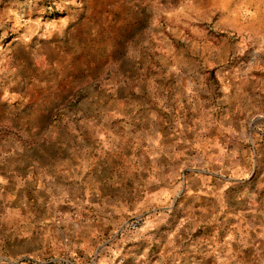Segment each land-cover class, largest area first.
<instances>
[{
    "label": "clouds",
    "instance_id": "obj_1",
    "mask_svg": "<svg viewBox=\"0 0 264 264\" xmlns=\"http://www.w3.org/2000/svg\"><path fill=\"white\" fill-rule=\"evenodd\" d=\"M0 264H264V0H0Z\"/></svg>",
    "mask_w": 264,
    "mask_h": 264
}]
</instances>
